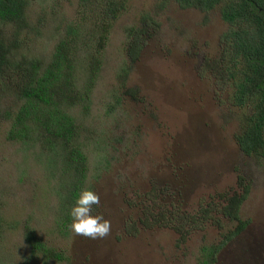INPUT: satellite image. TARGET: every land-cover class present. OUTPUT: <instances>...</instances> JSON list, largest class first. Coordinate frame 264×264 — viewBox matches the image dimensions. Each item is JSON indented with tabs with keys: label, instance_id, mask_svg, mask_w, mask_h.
I'll return each mask as SVG.
<instances>
[{
	"label": "rangeland",
	"instance_id": "374dc122",
	"mask_svg": "<svg viewBox=\"0 0 264 264\" xmlns=\"http://www.w3.org/2000/svg\"><path fill=\"white\" fill-rule=\"evenodd\" d=\"M55 2L31 3L28 21L38 25L41 37L22 49L47 62L77 10L74 1ZM158 3L129 0L113 29L90 109L71 110L82 125L79 140L89 161L84 189L100 198L91 214L111 222L110 234L91 239L74 235L70 226L68 232L60 228L66 213L57 191L65 188V176L38 158V148L27 151L7 140L9 125L4 124L0 264H44L41 255L31 257L25 226L64 253V261L48 264H200L203 247L220 245L239 226L223 208L246 188L239 213L246 228L219 251L216 264H264V157L245 155L238 147V112L231 106L230 90L220 87L210 72L226 30L218 10L161 12L157 37L148 42L127 80V89H139L137 100L126 97L113 114L107 113L112 96L121 92L117 73L128 62L126 29L139 25L141 14ZM152 182L161 202L182 203L188 215L212 210L213 219L186 235V230L143 229L138 223L145 203L141 196L152 189ZM133 226L135 235L127 233Z\"/></svg>",
	"mask_w": 264,
	"mask_h": 264
},
{
	"label": "trees",
	"instance_id": "16d2710c",
	"mask_svg": "<svg viewBox=\"0 0 264 264\" xmlns=\"http://www.w3.org/2000/svg\"><path fill=\"white\" fill-rule=\"evenodd\" d=\"M35 1L38 0H0V126L9 125L7 140L27 151L38 148V158L65 176V188L57 192L65 208L62 213H66L60 228L68 232L71 208L84 190L89 173L88 156L79 140L82 125L71 110L90 109L113 29L127 12L129 0H73L77 6L75 15L59 34L48 62L22 50L41 37L38 25L32 26L28 21V10ZM47 1L50 0H40ZM55 1V5L73 2ZM166 9L219 11L226 30L219 38V52L212 60L214 70L210 72L221 81L220 87L230 90L231 106L238 112L235 135L238 147L245 155L263 158L264 0H160L141 14L139 25L126 29L128 62L124 61L117 73L121 92L112 96L114 103L107 113L113 114L126 97L137 100L139 89H127V80L148 42L157 37L158 15ZM116 141L122 142L121 137ZM154 183L141 196V202L145 198V203L138 223L143 229L170 228L178 234L186 230V235L199 223L202 227L206 220L213 219L212 210L201 208L196 215H188L182 210V203L179 206V202H161ZM247 192L248 188L223 208V214L239 226L220 245L203 247L200 264H216L219 251L246 228L239 213ZM1 207L0 201V241L5 234ZM197 215L206 219L201 221ZM130 232L135 235L138 230L133 226L127 233ZM24 235L32 258L41 255L44 264L64 261L63 252L37 238L28 226Z\"/></svg>",
	"mask_w": 264,
	"mask_h": 264
},
{
	"label": "clouds",
	"instance_id": "9594fccd",
	"mask_svg": "<svg viewBox=\"0 0 264 264\" xmlns=\"http://www.w3.org/2000/svg\"><path fill=\"white\" fill-rule=\"evenodd\" d=\"M99 195L92 190H82L71 208L70 216L72 223L70 231L74 235L84 236L91 239H102L110 234L111 222L102 215L91 214L92 206L99 205Z\"/></svg>",
	"mask_w": 264,
	"mask_h": 264
}]
</instances>
